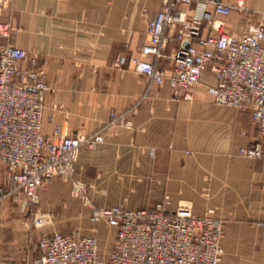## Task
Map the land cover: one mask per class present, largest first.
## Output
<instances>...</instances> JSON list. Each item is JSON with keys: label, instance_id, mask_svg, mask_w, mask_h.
<instances>
[{"label": "crops", "instance_id": "crops-1", "mask_svg": "<svg viewBox=\"0 0 264 264\" xmlns=\"http://www.w3.org/2000/svg\"><path fill=\"white\" fill-rule=\"evenodd\" d=\"M197 1L183 9L192 14ZM208 1L212 8L216 0ZM222 1L231 3L233 9L229 15L215 17L235 35L256 23L264 11V0H242V5L238 0ZM164 3L13 0L0 12V20L10 23L8 35L0 33V49L15 44L30 55L37 53L38 64H45L52 86L46 94L45 134L52 135L56 123L72 133L104 129L105 141L83 145L75 165L77 175L91 183L92 196L99 204H115L112 179L123 172L162 173L164 187L171 190L217 191L203 202L196 195L174 196L171 205H189L197 213L213 207L226 219L221 264H264V227L249 225L264 221V155L247 158L238 153L239 145L252 144L255 133L241 128L242 123L227 113L216 114L205 128L204 110L213 105L207 84L215 83V76L203 73L201 83L193 89L195 100H173L167 84L154 85L144 96L146 76L130 61L123 67L115 65L120 54L142 56L140 47L146 41L148 24ZM208 32V28L203 30ZM177 45L179 41L172 40L167 53ZM161 65L170 69L172 61L164 58ZM136 104L129 115L131 127H107L113 109L127 111ZM208 136L217 143L211 150L205 149ZM151 146L157 151L153 159L146 154ZM2 180L0 170V183ZM69 190V183L55 179L46 189H39V204L24 206L22 200L11 197L0 201V264L29 259L41 234L53 229L70 232L76 228L83 234H95L105 252L111 249L116 229L93 223ZM225 190H236L237 197H229L230 193L221 196L219 191ZM36 211L47 213L44 226L32 224Z\"/></svg>", "mask_w": 264, "mask_h": 264}, {"label": "built area", "instance_id": "built-area-1", "mask_svg": "<svg viewBox=\"0 0 264 264\" xmlns=\"http://www.w3.org/2000/svg\"><path fill=\"white\" fill-rule=\"evenodd\" d=\"M13 0H0V12ZM194 0H165L147 28L142 56L120 54L115 65L129 61L146 76L148 94L154 85L167 84L173 100H193V87L209 72L216 82L207 91L216 104L249 109L258 137L241 144L238 153L248 158L264 155V11L259 20L235 35L223 28L215 15H229L233 5L198 0L192 14L183 6ZM238 5L243 1L238 0ZM209 29L207 34L203 33ZM10 23L0 20V33L8 35ZM172 40L179 45L167 53ZM38 54L7 43L0 49V201L11 197L24 206L39 203V189L60 177L72 184V193L84 200L93 223L116 229L105 258L95 234L79 230L45 231L32 246L33 255L10 264H219L224 256V220L210 208L197 213L189 205H171L167 194L154 206L132 207L124 203L99 205L90 197V186L75 176V162L83 145L105 141L104 129L89 133L64 131L59 123L52 135L43 132L46 94L52 90L45 64ZM172 61L170 69L161 65ZM129 112L113 109L107 127L132 125ZM155 148L150 150L154 154ZM46 215L36 211L32 224L43 226ZM263 223L260 222L259 225Z\"/></svg>", "mask_w": 264, "mask_h": 264}, {"label": "rangeland", "instance_id": "rangeland-1", "mask_svg": "<svg viewBox=\"0 0 264 264\" xmlns=\"http://www.w3.org/2000/svg\"><path fill=\"white\" fill-rule=\"evenodd\" d=\"M195 87H193V89ZM210 97H211V101H212L213 105L209 110L205 109L204 114H203V123H204V126L206 129H208L206 126H209L212 123L211 121L212 120L214 121L216 119L217 116H215V115L218 114L219 112H222V113H227V114L235 117L237 120H239V122L242 123L243 127H241V128H243V129L249 128L253 133H255L254 136L258 137L257 128H256L254 122L252 121L251 117H250L249 109H241V108L218 105L214 102L213 97L211 95H210ZM193 100H195V98ZM200 100H202V99H200ZM189 101H191V100H189ZM127 112H129V110H127ZM130 113H131V111H130ZM130 113H129V115H130ZM129 115H128V118L131 119L129 117ZM119 125H125V124H119ZM131 126H128V127H131ZM243 129L241 130V132L247 133V130H243ZM216 146H217V143L213 142L211 136H208L205 138V149L211 150V149L215 148ZM152 147L153 146L149 147L147 150V153H146L147 155H149V158H151V159H153L155 157V154L157 152L155 149L154 154H151L150 150ZM187 153H189L188 150L185 151V154H187ZM76 161H77V159H76ZM125 162H127V160ZM75 165H76V162H75ZM0 170H2L4 172L3 169H0ZM208 175L209 174H207V176ZM75 176L77 178L81 179L82 181H85L90 186V194L89 195L96 203H98L92 196V185H91V183H89L86 180H83L79 175H77L76 166H75ZM55 179H60L62 181L69 183V185H70V190H69L70 197L73 198L76 202H78L80 204V207H82L85 210L87 209V211H88V206L84 204V200L73 195L72 184L70 181L64 180L60 177H56L52 181H54ZM112 180L115 184L114 185L115 188L113 189V192H112L114 199H116L115 204L124 203V204L132 206V207H138V206L152 207L157 202L162 200L163 197L167 194L170 196L171 201H173L172 199L174 198V196L179 199V198H183L186 196L192 197V196L196 195V200L203 202L206 199H209V198L211 199L214 196L213 194L217 192V191H214V193H213V191H210V190H201V191H197L198 194L197 193L193 194V192H196V191H193V192L188 191V190L181 191L180 189L171 190L169 188L164 187V175L162 173L161 174H153L150 172H145V173L133 174L130 172L129 173L123 172V173H116L113 176ZM3 181L4 180H2V182L0 184H2ZM49 184H47V186L42 188V189H46ZM239 192L241 193V195H243V191H239ZM219 193L221 196L225 195L224 197H228V195H229L228 193H230L229 197H232V198L235 196L237 197V194H238L236 190H234V191H231V190L230 191L229 190L219 191ZM217 196H219V195H217ZM217 196L215 195V198H217ZM39 199H40V195H39ZM39 202H40V200H39ZM99 205H101V204H99ZM210 208L214 209L216 212V209L213 207H208L207 209H210ZM42 212L46 215V219H47V213L44 211H42ZM50 214L54 215L52 213H50ZM216 214H217V212H216ZM222 218L224 220V233H225V227H226V221L225 220L226 219L224 217H222ZM260 222H262L263 224L259 225ZM45 224H46V222H45ZM249 225L257 226V227H264V221L258 220L256 222L249 223ZM72 230H79V229L73 228ZM223 236H224V234H223ZM99 243H100V240H99ZM109 251L105 252V248L103 247V249H102V246L100 245L101 258H105L108 255ZM224 255H225V253H224ZM223 258H224V256H223ZM222 261H223V259H222ZM221 262L219 264H221Z\"/></svg>", "mask_w": 264, "mask_h": 264}]
</instances>
